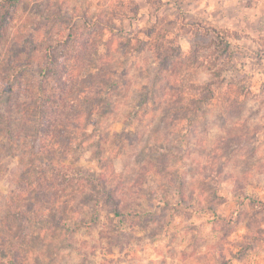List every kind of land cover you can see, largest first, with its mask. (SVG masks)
Here are the masks:
<instances>
[{
  "label": "rangeland",
  "instance_id": "374dc122",
  "mask_svg": "<svg viewBox=\"0 0 264 264\" xmlns=\"http://www.w3.org/2000/svg\"><path fill=\"white\" fill-rule=\"evenodd\" d=\"M7 1L0 264H264V3Z\"/></svg>",
  "mask_w": 264,
  "mask_h": 264
},
{
  "label": "crops",
  "instance_id": "0c3cea01",
  "mask_svg": "<svg viewBox=\"0 0 264 264\" xmlns=\"http://www.w3.org/2000/svg\"><path fill=\"white\" fill-rule=\"evenodd\" d=\"M202 2L206 7L209 8L214 7L216 9H219L221 11L219 17L222 18L223 17L222 10H225L228 7L229 3L237 2V0H202ZM213 2L215 5L211 4ZM252 2L254 6V4L264 3V0H252Z\"/></svg>",
  "mask_w": 264,
  "mask_h": 264
},
{
  "label": "trees",
  "instance_id": "16d2710c",
  "mask_svg": "<svg viewBox=\"0 0 264 264\" xmlns=\"http://www.w3.org/2000/svg\"><path fill=\"white\" fill-rule=\"evenodd\" d=\"M17 1H18V0H8L7 2H8V4H11V5L13 4V5H14V4H16ZM213 31H215V30L213 29ZM216 31H217V30H216ZM216 31H215V32H216ZM217 32H218V31H217ZM225 44L228 45L229 42L226 41Z\"/></svg>",
  "mask_w": 264,
  "mask_h": 264
}]
</instances>
